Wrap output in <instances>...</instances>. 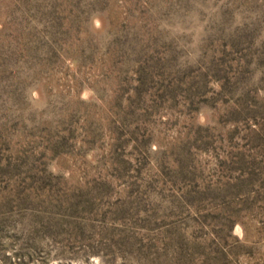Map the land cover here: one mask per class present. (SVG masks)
Listing matches in <instances>:
<instances>
[{
	"label": "rangeland",
	"instance_id": "obj_1",
	"mask_svg": "<svg viewBox=\"0 0 264 264\" xmlns=\"http://www.w3.org/2000/svg\"><path fill=\"white\" fill-rule=\"evenodd\" d=\"M0 264H264V0H0Z\"/></svg>",
	"mask_w": 264,
	"mask_h": 264
}]
</instances>
